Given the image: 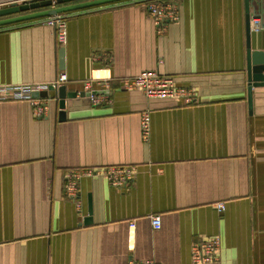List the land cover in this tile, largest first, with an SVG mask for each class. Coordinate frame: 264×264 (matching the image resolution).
I'll list each match as a JSON object with an SVG mask.
<instances>
[{
  "label": "crops",
  "instance_id": "1",
  "mask_svg": "<svg viewBox=\"0 0 264 264\" xmlns=\"http://www.w3.org/2000/svg\"><path fill=\"white\" fill-rule=\"evenodd\" d=\"M166 1L179 19L161 34L139 1L69 13L62 45L47 22L0 28V83L64 71L75 94L61 108L48 90L39 117L26 101L0 102V264H195L191 246L209 236L219 238L209 264H264V85L249 99L247 75V44L264 52V26L250 8L246 29L245 0ZM144 70L194 102L122 87ZM103 76L111 102L94 105L83 84ZM112 164L134 166L133 181L82 177L78 211L65 170Z\"/></svg>",
  "mask_w": 264,
  "mask_h": 264
},
{
  "label": "built area",
  "instance_id": "2",
  "mask_svg": "<svg viewBox=\"0 0 264 264\" xmlns=\"http://www.w3.org/2000/svg\"><path fill=\"white\" fill-rule=\"evenodd\" d=\"M34 0H0V9L11 4H21ZM150 19L152 20L158 34L164 32L166 25L176 22L179 19L177 4L166 0H142ZM48 24L55 27L56 38L59 44L66 41V25L63 17H55L46 20ZM96 58V57H94ZM67 74L64 71L51 81L26 82V83H0V102L3 101H26L32 107L34 116H42L48 109L46 97L35 96L33 93L41 91H56L58 87L67 81ZM111 76L91 78L83 84V90L87 93L89 101L94 105L108 104L111 98L108 92L111 88ZM124 88H139L149 98H172L183 99L185 104L194 102V94L191 90L176 86L170 76L161 74L157 70H144L136 75L123 80ZM150 110L144 109L140 114V130L143 141L147 142L150 136ZM135 167L132 165L112 164L101 167H72L65 170L64 192L66 197L72 200L80 210L79 181L82 177L102 176L111 187L124 188L129 185L134 178ZM216 208L224 209L222 202L216 204ZM150 222L153 228L160 227L159 215H152ZM129 227H134V222L129 223ZM219 248V238L209 236L206 239L195 241L191 246V261L195 264H209L216 260ZM127 264H157L152 259L128 260Z\"/></svg>",
  "mask_w": 264,
  "mask_h": 264
},
{
  "label": "water",
  "instance_id": "3",
  "mask_svg": "<svg viewBox=\"0 0 264 264\" xmlns=\"http://www.w3.org/2000/svg\"><path fill=\"white\" fill-rule=\"evenodd\" d=\"M142 0H34L21 4H11L0 9V28L17 25L23 22H45L50 18L65 17L69 13L93 10L101 7L122 4L126 2H136ZM253 18H259L264 26V0H245L246 29L249 25V10ZM247 75L248 94L250 99L251 88L264 85V52L260 50H250L247 44ZM58 103L61 108L65 106V98L73 97L74 93L66 91L65 85H61L56 90ZM35 96H47V91L33 93ZM63 116V113H59ZM91 215V210H89Z\"/></svg>",
  "mask_w": 264,
  "mask_h": 264
}]
</instances>
